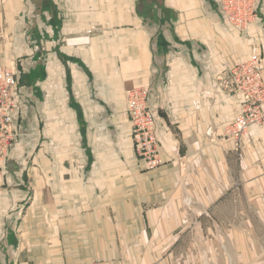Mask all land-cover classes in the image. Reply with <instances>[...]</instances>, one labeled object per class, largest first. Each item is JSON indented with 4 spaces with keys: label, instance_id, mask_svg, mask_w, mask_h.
<instances>
[{
    "label": "crops",
    "instance_id": "crops-1",
    "mask_svg": "<svg viewBox=\"0 0 264 264\" xmlns=\"http://www.w3.org/2000/svg\"><path fill=\"white\" fill-rule=\"evenodd\" d=\"M217 1L0 0V64L22 109L0 264H264V128L224 133L228 69L264 61V0L247 33ZM134 86L149 89L153 169L133 149Z\"/></svg>",
    "mask_w": 264,
    "mask_h": 264
},
{
    "label": "built area",
    "instance_id": "built-area-1",
    "mask_svg": "<svg viewBox=\"0 0 264 264\" xmlns=\"http://www.w3.org/2000/svg\"><path fill=\"white\" fill-rule=\"evenodd\" d=\"M218 8L227 24L247 33L257 21V0H218ZM94 27L91 28V30ZM90 31V30H89ZM229 91L238 97L237 112L224 127L226 136L240 140L251 125L264 128V61L258 51L236 62L227 71ZM148 87L135 86L125 93L126 114L131 125L136 156L153 169L162 163L155 132V117L148 102ZM15 73L0 64V180L18 132L21 102Z\"/></svg>",
    "mask_w": 264,
    "mask_h": 264
},
{
    "label": "rangeland",
    "instance_id": "rangeland-1",
    "mask_svg": "<svg viewBox=\"0 0 264 264\" xmlns=\"http://www.w3.org/2000/svg\"><path fill=\"white\" fill-rule=\"evenodd\" d=\"M22 74H24V72L22 71L21 72V76H23ZM17 76V75H16ZM20 76V78H21ZM17 79H18V76H17ZM19 80V79H18ZM21 80V79H20ZM19 80V83H21ZM135 87V86H134ZM245 213V212H244ZM248 213V218H250L251 220L255 221V223H257V220H260L263 216H260L259 214L257 215L256 212H247ZM240 214V213H239ZM258 225V223H257ZM255 229H258V228H255ZM258 233V232H257Z\"/></svg>",
    "mask_w": 264,
    "mask_h": 264
}]
</instances>
